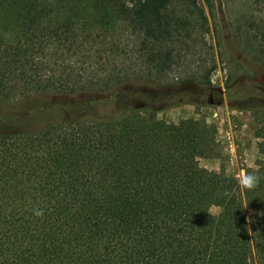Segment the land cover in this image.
<instances>
[{
    "label": "trees",
    "instance_id": "16d2710c",
    "mask_svg": "<svg viewBox=\"0 0 264 264\" xmlns=\"http://www.w3.org/2000/svg\"><path fill=\"white\" fill-rule=\"evenodd\" d=\"M251 1L223 47L264 68ZM209 33L197 0H0V264H264V100L246 204L199 166L214 125L157 118L183 101L172 67L214 59Z\"/></svg>",
    "mask_w": 264,
    "mask_h": 264
},
{
    "label": "rangeland",
    "instance_id": "374dc122",
    "mask_svg": "<svg viewBox=\"0 0 264 264\" xmlns=\"http://www.w3.org/2000/svg\"><path fill=\"white\" fill-rule=\"evenodd\" d=\"M129 7L135 2L125 1ZM251 0H197L208 18L210 33L205 36L206 46L196 56L188 55L179 65L173 66L167 77L172 84L182 85L181 95L173 97L175 104L157 113V118L177 123L184 119L204 120L216 127V142L219 144L216 158L198 159L199 166L213 173H222L230 191L240 195L246 204V193L239 184L240 177L247 169H255L262 160L258 152L259 140L255 136L256 124L252 112L246 108L252 102L264 100V68L244 60L241 51L224 48V41L236 34V28L244 27V14L252 11ZM219 44V45H218ZM215 60V69L207 81L204 76L207 68ZM205 61V62H203ZM195 75L199 83L186 84ZM185 84V85H184ZM181 96V97H180ZM212 99L213 104L208 103ZM252 101V102H251ZM216 216L219 209L212 207ZM247 221L253 229V220L258 211L247 209Z\"/></svg>",
    "mask_w": 264,
    "mask_h": 264
},
{
    "label": "clouds",
    "instance_id": "9594fccd",
    "mask_svg": "<svg viewBox=\"0 0 264 264\" xmlns=\"http://www.w3.org/2000/svg\"><path fill=\"white\" fill-rule=\"evenodd\" d=\"M260 180H261V177L259 175L251 173V172H246L240 177L239 184L245 190H253L259 185ZM224 195L228 196L229 193L225 192ZM35 214L42 215V212L37 211Z\"/></svg>",
    "mask_w": 264,
    "mask_h": 264
},
{
    "label": "water",
    "instance_id": "95a60500",
    "mask_svg": "<svg viewBox=\"0 0 264 264\" xmlns=\"http://www.w3.org/2000/svg\"><path fill=\"white\" fill-rule=\"evenodd\" d=\"M208 103H209L210 105H212V104H213L212 99H209Z\"/></svg>",
    "mask_w": 264,
    "mask_h": 264
}]
</instances>
